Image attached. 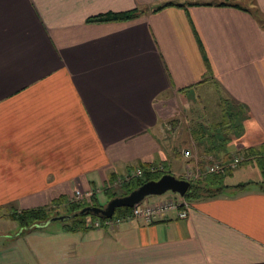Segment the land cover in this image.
<instances>
[{
	"label": "crops",
	"instance_id": "1",
	"mask_svg": "<svg viewBox=\"0 0 264 264\" xmlns=\"http://www.w3.org/2000/svg\"><path fill=\"white\" fill-rule=\"evenodd\" d=\"M132 9L144 11L87 22ZM261 20L264 0H0V212L70 200L77 189L102 204L136 168L184 178L190 147L224 163L261 151L221 181L207 175L221 190L192 199L184 219L171 211L79 231L18 227L0 235V264H264ZM213 89L240 111L242 131L215 140L199 124L195 140L194 92L200 100ZM176 117L193 123L181 142L165 132L180 128Z\"/></svg>",
	"mask_w": 264,
	"mask_h": 264
},
{
	"label": "trees",
	"instance_id": "2",
	"mask_svg": "<svg viewBox=\"0 0 264 264\" xmlns=\"http://www.w3.org/2000/svg\"><path fill=\"white\" fill-rule=\"evenodd\" d=\"M160 8V7H159ZM157 8V9H159ZM144 10H137V9H132L126 12H109L105 14H99L96 16L89 17L87 19V22H107V21H122V20H128L131 18H134L138 16L140 13H143ZM232 106L229 105L227 100H222L221 101V108L223 111V116L227 118V121H221L219 123H215L211 127L212 131V138L214 136V139L216 140V137L220 136L222 133H227L230 129V132H233L235 135H239L242 131V126H241V121L232 124L233 118L236 117V115L241 113L240 111L234 110V108H231ZM236 109V108H235ZM233 110L232 113L229 111ZM233 117V118H231ZM219 130V131H217ZM220 138V137H219ZM195 140H197L195 138ZM228 140V139H227ZM226 143V141H225ZM250 152L259 154L261 151L259 150H245V153H242L244 156L250 155ZM264 151V150H263ZM214 152H209L204 153L205 155H214ZM228 158L226 160L230 161L232 156L227 155ZM261 158V157H260ZM204 161V159H202ZM201 161V162H203ZM227 161V162H228ZM264 161V160H262ZM152 167H143L142 171L143 174L140 177H135L132 178L131 180L125 182L122 187V192L120 194H109V198L111 199L115 196H122L125 194H128L130 191L133 189L137 188L139 185H141L143 182L152 180V179H158L161 175L164 173H170L169 171H166L164 169H157V170H151ZM224 174H211L210 178L212 177L216 181H221L223 178ZM210 178H205L202 180H197L195 182H190V187L187 191V193L184 195L185 198H187L189 201H192V199H198V198H212L217 196L218 192L221 190L220 188L214 189V188H209L206 186V184L209 182L208 179ZM85 206H98V207H103V204H100L97 199L92 195L91 199L83 202H75L71 200H66V199H58L55 201H52L51 203L45 205V206H39L35 208H27V209H20V210H12L8 213H2L0 212V218H5V219H10L14 221L19 229L21 231H29L31 229H40L44 228V224L52 217L55 216H64V215H72L76 212H78L81 208ZM60 208H64L65 212L62 213ZM130 207H119L115 209L114 215L112 217H116V214L123 215L126 212L130 211ZM93 216V217H99L93 214H83V215H76L74 217H69L67 219L61 220L63 227L65 229H68L70 231H79V230H85L87 229L86 222H85V217L86 216ZM102 218V217H99ZM104 219V218H102Z\"/></svg>",
	"mask_w": 264,
	"mask_h": 264
},
{
	"label": "built area",
	"instance_id": "3",
	"mask_svg": "<svg viewBox=\"0 0 264 264\" xmlns=\"http://www.w3.org/2000/svg\"><path fill=\"white\" fill-rule=\"evenodd\" d=\"M182 156L184 158H187L188 160H192V164L187 165L184 176V179L188 180L189 182H195L197 180L205 179L206 176L210 174H224L228 169H234L238 167L246 159V156L242 155L241 153H237L232 155L231 160L228 163H224L222 160H217L214 162L212 161L209 163L202 164L197 160L195 156L191 154L190 149L182 150ZM157 169L158 168L156 167L151 168V170ZM159 169L161 168L159 167ZM142 174V169L136 168L133 172L129 174L118 176L114 180L112 186L117 188L123 183L131 180L132 178L142 176ZM92 195V191L83 192L77 189L75 190L70 200L75 202H88V200L91 199ZM190 207L191 202L184 196L179 195L151 203L148 201H141L140 203L130 207V211L124 213L123 215H121V217H111L102 219L89 215L85 217V222L86 225L89 227H99L104 223L110 224L114 218L116 222L129 219H142L147 223H151L157 220L160 216L171 211L176 212V216L178 218L184 219L188 216Z\"/></svg>",
	"mask_w": 264,
	"mask_h": 264
},
{
	"label": "rangeland",
	"instance_id": "4",
	"mask_svg": "<svg viewBox=\"0 0 264 264\" xmlns=\"http://www.w3.org/2000/svg\"><path fill=\"white\" fill-rule=\"evenodd\" d=\"M228 1H229V3H232L233 1L236 2V0H228ZM240 3L243 6H245V5L248 6V4H247L248 2H246V1H241ZM247 6H245V7H247ZM261 21L264 24V20H261ZM209 92L211 93L210 95H207L206 98H203V96H202V98L200 100H198L197 95L194 92V102H193V104H191L193 109H194L193 114L195 115L194 129H193L194 130V132H193L194 133V138H196L197 137L196 135H198V132H199V127L198 126L204 125L205 131H206V133H208V132H210L211 127L215 123H218V122H221V121H227V118H225L222 115L223 111H222L221 105L219 103V93L215 89L209 90ZM231 108H234V107H231ZM234 110H236V109L234 108ZM184 112L185 111L183 110V106L178 105L176 107V113H177L178 117L183 118ZM229 112L232 113L233 110H232V112H231V110ZM236 112H237V110H236ZM186 117L188 118L187 115H186ZM231 118H233V117H231ZM241 119L242 118L240 117V114H238V115H236V117L233 118V120H232L233 122H231V123L232 124L237 123V122L241 121ZM177 122H178V124L179 123L181 124L180 128L178 127L177 130H176L175 126L172 127V124L171 125L169 124V128L165 129L166 130L165 132L166 133L168 132L171 135V133H170L171 131H175V132L179 131L178 134L175 133V135L173 136V140H175V142H176V140L177 141L179 140L181 142V139H183V135H184L182 130H184L186 133H188L187 132V128L192 126L193 123H192V121H189V120L186 121L185 118L183 120H179L178 119ZM177 122L174 121V123H176V125H177ZM177 146H179V148H181V149L184 148L183 145H181V143L178 144ZM190 151H191V154L193 156H195L197 158V160L200 163H202V164L209 163V162H212V161L214 162V161L219 160L215 155H212V154L211 155H205L204 153L199 152V150L197 148H195V147H193V148L190 147ZM181 154H182V151H181ZM204 158H206V159H204ZM202 159H204V161ZM189 161L192 163V160H189ZM201 161H203V162H201ZM174 162H175L174 165H176V167L178 169L181 168L180 167V165H181L180 163L182 161H181L179 156H175V161ZM228 170H232V169H228ZM176 177H178V176H176ZM120 191H121L120 189H117L114 192L120 193ZM159 196H164V197L165 196H171V197H174V196H179V194L173 193L171 191H167V192H165V193H163L161 195H150V196H147L144 200H142V202H147L148 200H150V198L154 199V198H157ZM107 198L108 197H106L105 199H107ZM105 201L102 203L103 205H105L107 203ZM60 209H61L62 213L65 212L64 208H60ZM60 221L61 220L51 221L49 223V225H51L52 228H56V227L61 225ZM17 229H18V225L15 222L11 221L10 219H7V220L1 219L0 220V235H3V234L4 235L5 234H8V235L9 234H14Z\"/></svg>",
	"mask_w": 264,
	"mask_h": 264
},
{
	"label": "water",
	"instance_id": "5",
	"mask_svg": "<svg viewBox=\"0 0 264 264\" xmlns=\"http://www.w3.org/2000/svg\"><path fill=\"white\" fill-rule=\"evenodd\" d=\"M190 187V182L184 178H178L171 173H164L158 179L143 182L137 188L122 196H115L107 201L103 207L85 206L72 215H62L50 218L43 226L54 220H64L69 217L83 214H93L102 218H111L115 209L119 207H132L147 196L161 195L167 191L184 196Z\"/></svg>",
	"mask_w": 264,
	"mask_h": 264
}]
</instances>
